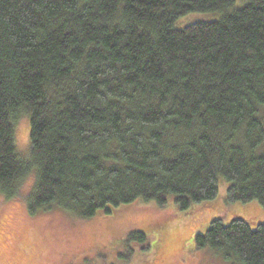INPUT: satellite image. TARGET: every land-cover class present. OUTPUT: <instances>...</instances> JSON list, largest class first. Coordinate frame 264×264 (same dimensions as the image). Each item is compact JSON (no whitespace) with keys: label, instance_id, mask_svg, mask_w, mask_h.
Wrapping results in <instances>:
<instances>
[{"label":"trees","instance_id":"trees-1","mask_svg":"<svg viewBox=\"0 0 264 264\" xmlns=\"http://www.w3.org/2000/svg\"><path fill=\"white\" fill-rule=\"evenodd\" d=\"M193 12L220 17L176 26ZM34 171L32 215L189 211L221 178L228 203L264 207V0H0V192ZM196 245L264 264V222L215 218Z\"/></svg>","mask_w":264,"mask_h":264},{"label":"rangeland","instance_id":"rangeland-1","mask_svg":"<svg viewBox=\"0 0 264 264\" xmlns=\"http://www.w3.org/2000/svg\"><path fill=\"white\" fill-rule=\"evenodd\" d=\"M219 17L218 13L193 12L181 17L176 26ZM30 132V119L23 115L16 143L24 157L31 151ZM35 173L16 198L7 199L0 192V264H235L211 248L197 247V235L205 233L215 218L226 224L235 216L254 225L264 222L259 201H226L230 183L224 178L213 203L198 204L189 211H181L170 199L164 206L139 200L91 219L60 207L32 215L27 203ZM133 232L145 233V242L131 238Z\"/></svg>","mask_w":264,"mask_h":264}]
</instances>
